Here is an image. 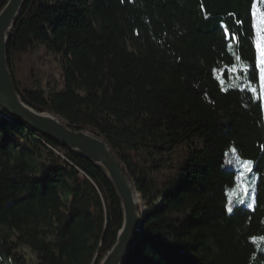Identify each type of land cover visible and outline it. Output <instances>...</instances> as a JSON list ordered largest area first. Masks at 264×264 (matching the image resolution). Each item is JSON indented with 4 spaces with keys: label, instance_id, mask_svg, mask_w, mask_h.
Segmentation results:
<instances>
[{
    "label": "trees",
    "instance_id": "trees-1",
    "mask_svg": "<svg viewBox=\"0 0 264 264\" xmlns=\"http://www.w3.org/2000/svg\"><path fill=\"white\" fill-rule=\"evenodd\" d=\"M259 42L264 0H26L9 70L25 104L97 132L127 170L146 209L125 264H264ZM39 46L61 61L47 96L15 74ZM231 147L257 175L232 212ZM122 223L98 168L0 109V264H99Z\"/></svg>",
    "mask_w": 264,
    "mask_h": 264
},
{
    "label": "water",
    "instance_id": "water-1",
    "mask_svg": "<svg viewBox=\"0 0 264 264\" xmlns=\"http://www.w3.org/2000/svg\"><path fill=\"white\" fill-rule=\"evenodd\" d=\"M25 2L8 0L0 11V109L43 137L84 158L104 174L120 202L123 223L113 246L99 264H125L145 219L136 205L138 190L127 170L100 134L72 127L54 114L34 110L22 101L17 91L8 67L7 51Z\"/></svg>",
    "mask_w": 264,
    "mask_h": 264
},
{
    "label": "rangeland",
    "instance_id": "rangeland-1",
    "mask_svg": "<svg viewBox=\"0 0 264 264\" xmlns=\"http://www.w3.org/2000/svg\"><path fill=\"white\" fill-rule=\"evenodd\" d=\"M262 27L261 17L257 18V29L260 32ZM257 70L261 76V93L264 102V45L260 42L257 47ZM15 74L21 82L34 83L36 88H41L46 96L51 92H58L62 88L61 80V61L59 56L46 50L45 46H39L29 56L21 61L15 62ZM237 74V70L231 71ZM221 73L219 76L221 77ZM244 160L238 155L236 149L231 147L227 150L224 161V168L233 169L237 172L236 185L227 192V209L232 212L237 206L252 208L255 200V184L257 175L254 173L251 165H245ZM143 203V202H142ZM139 210L142 215L145 213V206L141 204ZM26 261L29 264H36L34 256L24 250Z\"/></svg>",
    "mask_w": 264,
    "mask_h": 264
},
{
    "label": "bare ground",
    "instance_id": "bare-ground-1",
    "mask_svg": "<svg viewBox=\"0 0 264 264\" xmlns=\"http://www.w3.org/2000/svg\"><path fill=\"white\" fill-rule=\"evenodd\" d=\"M135 201H136V205H137V207H138V199H137V194H136V196H135ZM138 209H139V207H138Z\"/></svg>",
    "mask_w": 264,
    "mask_h": 264
},
{
    "label": "snow or ice",
    "instance_id": "snow-or-ice-1",
    "mask_svg": "<svg viewBox=\"0 0 264 264\" xmlns=\"http://www.w3.org/2000/svg\"><path fill=\"white\" fill-rule=\"evenodd\" d=\"M244 164H245V165H250L251 162H250V161H245Z\"/></svg>",
    "mask_w": 264,
    "mask_h": 264
}]
</instances>
